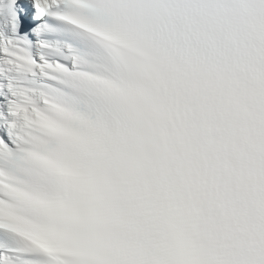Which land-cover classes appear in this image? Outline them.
<instances>
[{
  "label": "snow or ice",
  "instance_id": "6c2138e0",
  "mask_svg": "<svg viewBox=\"0 0 264 264\" xmlns=\"http://www.w3.org/2000/svg\"><path fill=\"white\" fill-rule=\"evenodd\" d=\"M0 264H264V0H0Z\"/></svg>",
  "mask_w": 264,
  "mask_h": 264
}]
</instances>
